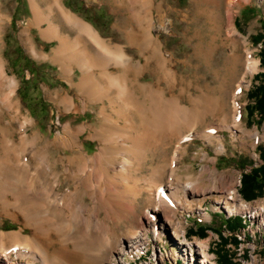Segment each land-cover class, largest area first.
<instances>
[{"label":"bare ground","instance_id":"obj_1","mask_svg":"<svg viewBox=\"0 0 264 264\" xmlns=\"http://www.w3.org/2000/svg\"><path fill=\"white\" fill-rule=\"evenodd\" d=\"M29 1L34 19L22 30V39L39 59L49 56L37 50L28 32L31 27H37L47 41L58 42L51 59L59 65L73 92L53 91L48 92V97L59 110L67 112L78 113L90 103L104 106L98 112L97 125L66 124L63 132H58L47 150H42V155L36 158L33 172L25 163L17 164L18 159H12L13 155H20V143L29 141L28 126L33 124L32 120L25 119L21 124L18 144L13 133L3 130L0 219L9 218L20 228L0 230V264H33L34 260L42 264H122L118 260L120 254L132 255L134 247L140 250L146 245L143 232L146 227L140 224L138 211L143 200L142 214L149 223H154V217L168 209L172 210L169 223L177 216L176 210L192 211L187 194L192 197L198 191L209 197L220 195L215 202H221L229 211H253L259 218L264 215V208L236 200L239 180L234 171L212 168L209 162L213 159L205 151L200 155L205 162L200 172L183 180L180 168L182 157L188 152L183 149L185 142L194 136L203 138L216 143L219 154L226 150L220 128L230 130L235 139H239L235 132L249 133L242 119L241 83L230 91L226 101L227 97L208 99L191 93L177 95L175 91L168 96L160 82L141 81L143 74L149 72L168 76L169 89L176 85L175 55L163 49L160 35L173 22L160 15L162 3L114 0L113 9L122 16L118 30L127 35L128 44L142 53L144 61H135L125 47L112 45L91 24L67 9L64 0ZM236 4V0L225 2L227 15L220 13L217 25L214 24L229 35L225 40L238 48L239 42L232 36L236 31L230 16ZM4 18L7 17L0 0V20ZM1 30L2 26L0 39ZM233 57L235 86L237 82H247L258 70V62L251 50ZM111 66L117 69V74H112ZM77 68L81 76L74 82ZM18 88L17 79L8 74L0 53V111L14 112L17 116L22 113L16 100ZM105 105L112 113L106 112ZM208 115L222 117V123L218 127L209 124L198 132ZM88 130L87 138L98 142L93 155L83 151L81 136ZM251 134L257 138L260 135L257 130ZM51 147L70 150L71 155L52 160ZM60 163L65 166L63 172L57 171ZM146 168L149 171L143 174ZM131 182H141L142 186ZM64 183L68 185L61 191ZM195 245L205 256L203 262L212 264L207 258L206 243Z\"/></svg>","mask_w":264,"mask_h":264},{"label":"rangeland","instance_id":"obj_2","mask_svg":"<svg viewBox=\"0 0 264 264\" xmlns=\"http://www.w3.org/2000/svg\"><path fill=\"white\" fill-rule=\"evenodd\" d=\"M227 1L155 0L156 5L162 3L164 6L160 15L173 22L169 30L161 32L160 35L164 43L163 49L171 51L175 55L176 85L173 89H169L170 80L164 74L158 76L146 72L140 79L144 83L160 82L168 96H170V92L175 91L174 93L177 95L182 93L187 96L191 93L195 97L205 95V97H209L208 99L227 97L226 101H229L230 91L234 90L238 83H241L242 119L245 131L250 135L235 132L239 136V139H235L230 130L220 128L219 135L224 139L226 150L219 154L216 143H209L203 138L194 136L192 140L184 144L183 149L188 152L182 157L180 173L183 180L192 173L197 175L205 164L200 158L202 151H205L213 159L209 162L212 168L220 172L234 171L235 177L239 180L237 191H235L238 197L236 200L241 203L245 202L247 205L256 204L261 209L264 208V194L249 201L242 197L240 190L243 173L263 164L264 120H260L258 116L253 120L249 119L247 106L254 104L248 96L249 92L262 82L257 80L256 76L264 73L261 61L264 40L261 43L256 42V37L264 36L262 24L264 21V0H236L237 4L230 16L236 31L232 36H236L235 39L239 42L238 48H235L229 40H225L229 37L227 33L215 26L220 13L222 16L223 14L227 15V10H225ZM2 2L3 12L7 18L0 20V27L2 26L0 53L6 62L8 74L15 77L19 83L16 100L21 104L22 113L17 116L14 112L0 111V149L3 146V130L13 133L18 144L21 124L25 122V119L32 120L33 124L28 126L30 138L28 137L27 140L29 141L20 143L23 145L20 148L22 153L20 152L18 157L13 155L12 159H18L17 164L25 163L28 169L33 172L36 158L42 155V150H47L48 144L58 132H63L66 124L71 123L73 127L85 123L97 125L98 112L103 109L104 104L90 103L86 109L80 108L78 113L59 110L47 94L53 91L65 92L68 89L70 91L71 86L61 74L59 65L51 59L58 42L47 41L37 27H31L28 32L31 34L37 50L49 56L48 59L36 58L29 49L28 42L24 41L21 35L22 30L27 28L34 19L30 1L2 0ZM113 3L114 0H64L66 8L91 24L102 38L110 41L112 45L118 44L125 47L127 53L135 57V61H144L142 53L128 44L127 35L118 30L119 19L122 16L114 11ZM155 14L157 16L159 12L156 10ZM89 46L93 51L95 50L91 44ZM246 49L252 51L253 57L258 62V70L247 79V82H237L234 86L235 72L232 61L235 58L233 56L242 55L247 51ZM109 70L112 74L118 73L114 66H111ZM80 76L81 72L77 68L74 82H77ZM105 110L107 113H112L106 108V105ZM221 123L222 117L208 115L204 125L199 126L197 131L201 132L209 124L218 127ZM254 130L259 131V138L251 134ZM87 135H89V130L81 136L83 151L93 155L97 151L98 142L87 138ZM26 146L27 148H25ZM49 152L52 160L61 155H71L70 150L61 151L55 147L49 148ZM190 166L191 169L188 170ZM64 170L65 166L62 164L57 167L59 172ZM148 171L149 169L146 168L142 173L146 174ZM130 184L137 187L142 186L141 182L137 184L131 182ZM67 185L64 183L60 190L66 189ZM187 195L188 202L193 207L192 211L187 212L183 208L176 210L177 216L170 223L167 221L168 216H171L172 213L170 209L158 213L154 217L155 222L149 223L146 216L142 214V210L145 208L143 200L141 202L143 206L138 211H140V224H144L148 228L143 231L146 245L142 246L140 250L134 247L132 255L120 254L118 260L122 264H207L203 262L204 254L195 245L198 242H205L207 258L212 264H220L223 255L229 256L232 264H264V215L259 218L253 211L252 214L237 210L229 211L221 202H215L216 197L220 195L209 197L199 194V191L194 194L195 196L190 197L192 194L189 195V193ZM87 203L91 202L87 200ZM237 216L244 220V228L233 223L232 226L237 231H231L227 227L229 220ZM200 226L211 228L206 232L207 235L204 238L201 237L200 231L196 230ZM19 228L20 225L9 218L0 219V230L3 232ZM190 229L196 230L198 235L189 237L187 233ZM218 232L226 238L227 242L222 241ZM232 236H237L240 243L235 244L231 240ZM33 264L42 263L34 260Z\"/></svg>","mask_w":264,"mask_h":264},{"label":"trees","instance_id":"obj_3","mask_svg":"<svg viewBox=\"0 0 264 264\" xmlns=\"http://www.w3.org/2000/svg\"><path fill=\"white\" fill-rule=\"evenodd\" d=\"M263 26H264V21L262 22ZM264 40V36L263 35H259L258 37H256V42L257 43H261ZM264 46V42L262 44ZM262 54V66L264 67V48L261 51ZM257 80H261V84L256 86L253 90H251L248 94V96L250 97L251 100H253L254 104H249L247 106V111H248V116L249 119H254L255 117H259L260 120H264V73L259 74L256 76ZM262 161L263 164L259 167H254L252 168L250 171L248 172H244L242 175V187L240 190V194L242 195V197L246 200H255L257 199L260 195L263 196L264 194V150H262ZM244 220L240 217L237 216L235 218H231L229 220V226H227L231 231H237L235 227H233V223H237V225L240 228H244ZM238 227V228H239ZM211 229V228H205V227H197V231H200L201 233V237H206V232ZM194 229H190L187 233V235L189 237H191L192 235H198L197 231ZM222 241L227 242L226 238H224V236L218 232ZM231 240L235 243V244H239V238L237 236H232ZM229 256H224L222 257V261H220V264H232L231 261L228 258Z\"/></svg>","mask_w":264,"mask_h":264}]
</instances>
